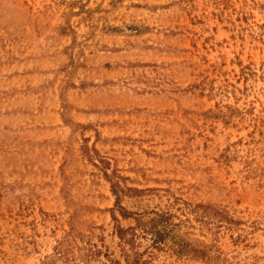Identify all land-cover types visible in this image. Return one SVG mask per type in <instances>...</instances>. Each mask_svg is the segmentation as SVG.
Instances as JSON below:
<instances>
[{
  "label": "rangeland",
  "instance_id": "374dc122",
  "mask_svg": "<svg viewBox=\"0 0 264 264\" xmlns=\"http://www.w3.org/2000/svg\"><path fill=\"white\" fill-rule=\"evenodd\" d=\"M111 181L198 251L123 242ZM94 246L89 264H264V0H0V264Z\"/></svg>",
  "mask_w": 264,
  "mask_h": 264
},
{
  "label": "trees",
  "instance_id": "16d2710c",
  "mask_svg": "<svg viewBox=\"0 0 264 264\" xmlns=\"http://www.w3.org/2000/svg\"><path fill=\"white\" fill-rule=\"evenodd\" d=\"M110 183L111 193L115 197L114 210H117L123 218L131 217L134 220L133 226H128L126 228H123L120 225L116 226L119 238L123 242L133 246L134 238L137 235V231H139L140 234L150 235L154 244L162 243L166 237H169L171 242H173V245H175L174 249L177 253L184 252L187 247H189L187 252L198 251V249L189 246V244H185L184 241L181 240V234H175V236H172L175 224L172 221V214L170 212L160 210H128L120 203L122 196L127 195L131 197L134 195V192H139L141 190L137 188H128L126 193L124 188L120 187L118 183L112 181ZM113 217L116 219L114 215ZM78 236H84V234L79 233L77 229L71 225L65 239L57 245L56 251H58L60 255L67 254L71 251L72 244L75 243V238ZM94 249H96L95 246L93 249L87 248L86 252L80 256V259L84 264H89L92 258L97 254V251ZM126 262L127 264H140L136 253L132 258L127 254Z\"/></svg>",
  "mask_w": 264,
  "mask_h": 264
}]
</instances>
